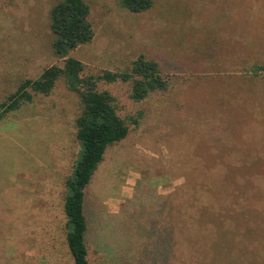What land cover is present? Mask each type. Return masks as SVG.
Here are the masks:
<instances>
[{
    "label": "rangeland",
    "instance_id": "obj_1",
    "mask_svg": "<svg viewBox=\"0 0 264 264\" xmlns=\"http://www.w3.org/2000/svg\"><path fill=\"white\" fill-rule=\"evenodd\" d=\"M57 1L0 0V102L23 79L63 63L51 49ZM85 1L94 36L69 53L85 75L123 70L143 55L168 80L167 89L140 101L130 98V82L98 84L121 117H141L137 125L127 120L128 135L107 149L86 189L89 264H205L209 250L179 244L185 236L174 226L175 192L219 177L213 168L229 162L220 152L228 148L222 116L264 96V72L252 75V66L264 63V0H152L142 12L120 0ZM81 109L59 79L48 95L34 94L0 118V264H73L63 203L81 147ZM230 113L241 116L242 107ZM256 118L251 151L240 142L248 132L235 136L239 149L264 161V116ZM252 202L253 257L264 260L263 176ZM249 249L242 243V256L251 258Z\"/></svg>",
    "mask_w": 264,
    "mask_h": 264
},
{
    "label": "trees",
    "instance_id": "obj_2",
    "mask_svg": "<svg viewBox=\"0 0 264 264\" xmlns=\"http://www.w3.org/2000/svg\"><path fill=\"white\" fill-rule=\"evenodd\" d=\"M120 1L123 7L132 12L145 11L152 5V0ZM89 14L90 6L85 0H58L50 10L51 49L63 63L45 67L37 79H23L16 90L0 102L2 118L5 113L31 102L34 94L48 95L59 79H63L66 87L80 98L82 109L75 120V135L81 147L72 175L65 181L63 203L66 218L65 243L73 264H89L86 189L107 149L128 135L127 120L137 125L141 117H121L117 113L114 97L107 90H99V82H130L129 96L134 101L143 100L150 93L168 87V80L162 76L158 62L143 55L136 57L123 70H104L97 75H85L83 63L69 53L93 39L94 31ZM262 71L264 72V63L252 66V75H258ZM247 100L250 103H239L236 108L232 106L229 109L241 111L242 107L243 115L231 116L227 110L229 116L221 118L228 148L221 149L220 152L229 162H225L220 168H213L219 177L212 179L208 185L197 183L176 188L175 193L179 197L175 204L174 226L185 236L179 240V244L189 243V247L193 249L204 247L209 250L205 264H264V260L253 257L255 249L252 246L255 230L252 193L257 178L264 177V161L260 160L259 152L249 153L254 147L255 129L252 125L258 122L256 115L264 116V96L259 101L252 97ZM251 106L258 112L249 113L245 107ZM235 131L248 132V138L240 142L247 140L249 151L239 149ZM186 186L190 188V192ZM244 234L249 239L245 237L246 241L242 242ZM242 243L250 246L251 258L242 256ZM193 249L188 250L190 256H196Z\"/></svg>",
    "mask_w": 264,
    "mask_h": 264
}]
</instances>
